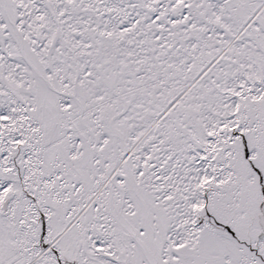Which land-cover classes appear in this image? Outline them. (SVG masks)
<instances>
[{
	"label": "snow or ice",
	"instance_id": "1",
	"mask_svg": "<svg viewBox=\"0 0 264 264\" xmlns=\"http://www.w3.org/2000/svg\"><path fill=\"white\" fill-rule=\"evenodd\" d=\"M0 264H264V0H0Z\"/></svg>",
	"mask_w": 264,
	"mask_h": 264
}]
</instances>
